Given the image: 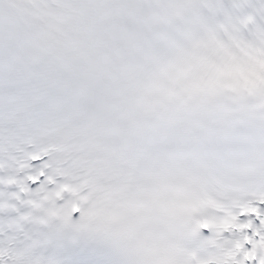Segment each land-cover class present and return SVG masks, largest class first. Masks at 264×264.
Returning <instances> with one entry per match:
<instances>
[{
    "label": "snow or ice",
    "instance_id": "6c2138e0",
    "mask_svg": "<svg viewBox=\"0 0 264 264\" xmlns=\"http://www.w3.org/2000/svg\"><path fill=\"white\" fill-rule=\"evenodd\" d=\"M233 42L264 45V0H0V264H157L190 182L245 195L188 264H264V90L215 67Z\"/></svg>",
    "mask_w": 264,
    "mask_h": 264
}]
</instances>
